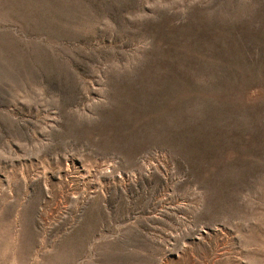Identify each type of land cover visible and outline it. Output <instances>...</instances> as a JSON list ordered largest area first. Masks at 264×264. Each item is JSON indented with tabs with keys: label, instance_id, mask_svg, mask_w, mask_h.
Listing matches in <instances>:
<instances>
[{
	"label": "rangeland",
	"instance_id": "1",
	"mask_svg": "<svg viewBox=\"0 0 264 264\" xmlns=\"http://www.w3.org/2000/svg\"><path fill=\"white\" fill-rule=\"evenodd\" d=\"M0 264H264V0H0Z\"/></svg>",
	"mask_w": 264,
	"mask_h": 264
}]
</instances>
